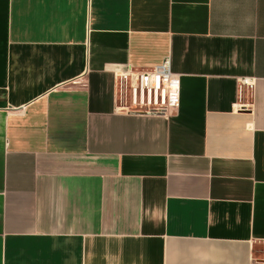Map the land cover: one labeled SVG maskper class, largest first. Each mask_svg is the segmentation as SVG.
<instances>
[{
  "label": "crops",
  "instance_id": "obj_1",
  "mask_svg": "<svg viewBox=\"0 0 264 264\" xmlns=\"http://www.w3.org/2000/svg\"><path fill=\"white\" fill-rule=\"evenodd\" d=\"M167 56L179 108L117 111L115 72ZM262 245L264 0H0V264H264Z\"/></svg>",
  "mask_w": 264,
  "mask_h": 264
},
{
  "label": "built area",
  "instance_id": "obj_2",
  "mask_svg": "<svg viewBox=\"0 0 264 264\" xmlns=\"http://www.w3.org/2000/svg\"><path fill=\"white\" fill-rule=\"evenodd\" d=\"M242 86L253 88L250 78L240 80ZM114 97L116 110L135 115H167L179 108L181 81L172 71L171 59L150 68H133L115 72ZM242 104L241 108H246Z\"/></svg>",
  "mask_w": 264,
  "mask_h": 264
},
{
  "label": "rangeland",
  "instance_id": "obj_3",
  "mask_svg": "<svg viewBox=\"0 0 264 264\" xmlns=\"http://www.w3.org/2000/svg\"><path fill=\"white\" fill-rule=\"evenodd\" d=\"M260 250L261 251L259 253H257V256H258V258L264 259V245L260 246Z\"/></svg>",
  "mask_w": 264,
  "mask_h": 264
}]
</instances>
